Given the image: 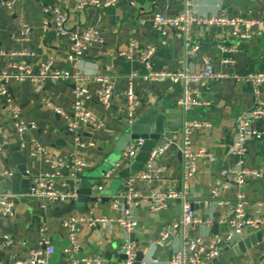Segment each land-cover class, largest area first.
<instances>
[{"label": "crops", "instance_id": "0c3cea01", "mask_svg": "<svg viewBox=\"0 0 264 264\" xmlns=\"http://www.w3.org/2000/svg\"><path fill=\"white\" fill-rule=\"evenodd\" d=\"M133 1L135 5L121 0L105 9L89 7L82 11L77 9L75 0H24L12 10L0 6V72H9L12 63L19 61L33 74H39L42 65L50 59H53L55 69H75L70 41L55 31L56 14L53 10L57 9L66 14V27L70 31L99 27V42L88 48L76 70L90 76L108 77L113 87V98L106 108L99 101L101 84L91 82L88 85L91 100L86 103V108L104 121V128L96 130L89 125L81 126L78 135L96 143V148L83 151L78 148L76 136L69 131L65 118L55 111L61 109L65 114L72 113L75 98L71 84L49 80L42 84L30 81H10L7 84L14 104L21 110L22 119L38 126V129L25 134L23 153L28 158L29 173L33 178L44 173H54L59 160L78 158L88 164L82 179L94 184L104 180L101 173L106 170L107 158L116 153L120 138L130 128L125 93L133 74H137L133 80L138 100L136 119L143 117L151 105L160 101L170 110H182L179 106V87L145 79L147 70L141 62V55L148 48L154 47L156 53L152 61V72H177L185 68L197 70L204 57L211 58L217 73L227 75L226 78L199 87L201 96L209 106L196 108L186 117L188 121L210 124L209 127L193 132V149L207 150L215 158L213 162L200 161L198 172L191 181V188L198 194V201L209 202L196 204L197 219L202 223L193 229L192 236L209 240L223 231L218 221L220 217L228 215L229 210L226 206L215 205L216 200L211 196L212 189L222 184L228 187L221 195L222 200L233 202L241 194L248 203V215L263 216L264 139H253L247 143L245 169L257 172L258 176L248 174L244 186L234 181L237 177L233 171L237 169L240 158L233 156L230 150L238 117L253 110L255 106L252 86L245 78L264 72V0H193L196 16L203 21L225 15L230 19L256 23L243 28V31L252 35L249 41L234 40L228 28L194 24L192 33L194 40L201 46V52L193 58L186 57L184 42L178 32L169 31L164 36L153 25L156 14L168 17L181 14L184 9L183 0ZM45 10L50 12L46 13ZM23 24L33 29L27 42L19 40ZM132 42H136L137 46L130 51ZM221 46L232 49V52L222 54ZM204 50V56L199 58ZM223 59L233 60L235 64L225 66L222 64ZM252 125L255 129L264 130V120L255 121ZM181 132L182 129L178 134H165V138L158 143L162 144L166 139L175 140L174 147L158 162L161 179L150 184L136 181L134 187L137 191L149 195L180 189L183 160L178 148ZM18 144L19 135L15 131L9 109L0 100V146L3 148L0 153V186L11 181L5 175L7 171L18 174L12 155V148ZM36 144L46 154L31 157L32 152H36ZM125 152L126 148L120 157ZM125 163L127 166L128 162ZM107 182L109 184L102 187H105L104 191L109 190V193L99 197L89 212L81 209L62 218L55 217L53 213L63 209L69 200H42L20 193L22 196L13 201L14 216L0 219V243L5 236L12 241V245L0 252V263L12 264L30 259L35 251L45 249L42 243L45 238L55 248L50 264H68L64 251L70 243L64 224L71 216L115 218L120 214L113 208L112 201L124 191L122 180L111 178ZM76 188L77 184L68 178L67 172L62 173V177L54 183V189L61 194H71ZM105 198L110 199L109 202H102ZM135 216L139 228L130 235V240L136 245L137 252L144 253L142 264H171L182 244L180 233L169 237L163 246H157L156 243L162 230L178 222L180 216H177V203H172L166 212L155 214L150 210V205L143 202L136 209ZM251 235L245 233L243 240ZM78 240L81 257L100 256L103 264H121V249L128 241V236L114 224L93 229L83 223L78 225ZM110 246L115 247V252L111 254L112 260L108 261L106 256ZM233 264H264V240L248 249Z\"/></svg>", "mask_w": 264, "mask_h": 264}, {"label": "built area", "instance_id": "2783aa9c", "mask_svg": "<svg viewBox=\"0 0 264 264\" xmlns=\"http://www.w3.org/2000/svg\"><path fill=\"white\" fill-rule=\"evenodd\" d=\"M24 0H1L0 6L7 10H12ZM121 0H75L78 10H84L89 7L105 9L115 5ZM135 5L133 0H126ZM184 9L178 16L168 17L164 14H156L153 19L154 29L162 35H167L169 31H176L182 37L185 47V55L187 58L198 56L201 52V46L194 40L192 29L194 24H204L207 26H218L231 30V36L234 40L249 41L252 35L243 31V28H249L252 23L242 19H230L225 15H220L211 20H201L196 16L195 4L193 0H183ZM49 13L50 10H45ZM56 14L55 31L59 36H65L70 41V49L73 55L74 70H59L54 68L53 59L48 60L42 65L39 74H33L24 64L19 61L12 63L9 72H0V100H3L9 109L11 118L14 123L15 131L19 135V144L22 148L25 146V134L38 129L37 124L28 123L21 117V110L14 104L10 95L7 84L10 81L27 82L42 84L44 81L54 83L64 82L73 86L74 105L70 115L65 114L61 109L55 111L63 116L68 123V129L76 136V144L80 150L87 151L96 148L93 141L84 140L79 134L81 126L91 125L94 129L104 128V121L95 114L88 111L86 103L91 100V94L88 85L91 82H98L102 86L99 93V101L104 107H109L113 98V87L110 78L102 76H90L81 73L78 68L84 59L85 53L89 47L99 42L100 29L98 26L87 30H68L66 27L67 16L64 12L53 10ZM33 29L28 26H22V33L19 38L21 42H27L32 36ZM137 46L136 42L130 44V51ZM222 54H229L232 49L221 46ZM156 49L150 47L141 55V62L147 70L145 79L149 82L169 83L179 87L181 97L179 106L184 112L185 122L181 132V144L178 151L182 155V176L180 181V191L172 190L170 192H153L149 195L137 191L134 187L136 181L152 183L161 179V169L158 162L165 154L174 147L175 140L166 139L164 143L157 144L149 155V158L137 177L127 181V190H124L118 197L112 201V206L120 212L119 216L111 217H78L71 216L64 224L69 233V247L64 251V255L68 264H103L104 261L100 256L81 257L80 243L78 240V225L86 223L89 227L96 228L104 225H117L128 236V241L121 249V256L125 258L121 260V264H135L137 258V247L131 242L132 235L138 228L139 222L135 216L136 209L141 203L145 202L150 205V210L155 214L166 212L172 203L180 201L181 215L175 224L160 232L157 246H163L166 240L180 233L182 244L176 252L171 264H208L217 260L221 254L229 248H233L236 244L243 240L245 233H256L264 229V215L261 217H250L247 213L248 203L245 196L238 195L233 202H227L221 199L224 191L228 190L226 184H222L218 188L212 189V199L218 206H226L229 214L219 218L218 225L223 228L220 234L212 236L209 240L201 237H193V229L202 222L197 219V214L192 210V206L199 203L209 204L207 201H198V194L192 190L191 181L198 172V163L202 160L210 162L215 161L213 154L207 150L201 149L194 151L192 135L195 130L209 127L206 122L188 121L186 117L190 115L196 108L208 107L209 103L203 99L199 92V87L226 78V74L217 73L213 67L211 58H202L201 65L197 70L185 68L177 72H152V61L155 56ZM25 54V53H24ZM23 54H15V56ZM222 64L234 65L233 60L223 59ZM137 74L130 77L127 90L125 93V108L128 116V123L133 124L136 108L138 106L137 96L134 91L133 80ZM253 89L255 96V106L253 110L240 115L236 121V131L233 146L230 153L238 156L240 161L237 169L233 171L237 178L235 182L239 186H244L246 176L252 174L258 176L255 171L245 169L246 157L248 155L247 143L250 140L264 139V130L255 129L252 125L255 121L264 120V72L248 75L245 78ZM49 107H53L49 105ZM165 138V136L163 137ZM145 144L144 139L133 140L126 148L123 158L127 162H132L138 155L140 148ZM3 151L0 146V153ZM46 154L45 150L36 144V152H32L31 157H37ZM88 168V164L84 160L78 158H68L59 160L56 164L54 173H44L33 178L35 187L32 188V194L29 196L42 200L67 201L70 199L77 200L76 190L71 194H61L54 189V183L57 178L62 177V173L67 172L68 178L79 186L84 173ZM8 179H13L15 174L12 171L5 173ZM22 195H14L6 193L0 195V219L14 216L13 201ZM44 250L35 251L31 258L26 261H16L12 264H50L51 258L55 254L54 246L45 238H43ZM12 245V241L5 236L3 242L0 243V252ZM3 264V263H0Z\"/></svg>", "mask_w": 264, "mask_h": 264}, {"label": "water", "instance_id": "95a60500", "mask_svg": "<svg viewBox=\"0 0 264 264\" xmlns=\"http://www.w3.org/2000/svg\"><path fill=\"white\" fill-rule=\"evenodd\" d=\"M205 50L199 56L202 58L205 54ZM185 115L182 110L174 111L170 110L163 101L157 102L154 105H151L146 114L134 120L133 124L130 125L129 130L120 138L119 148L116 153L107 158L106 170L101 173L102 178L97 183H90L86 179H82L77 190L78 199H70L67 205L59 210L58 212L53 213L55 217H65L72 215L75 211H80L84 209L86 212H89L93 205L99 201L104 193H109L104 191L102 186H106L109 183L111 178H118L122 180L124 187L122 190H127V181L131 178H135L144 168L150 153L154 147L160 142L165 134H178L184 126ZM90 127H92L90 125ZM93 128V127H92ZM144 139L145 144L140 148V151L137 157L132 161L128 162L127 166L125 165V160L122 154L125 148L133 140ZM12 155L17 166L18 174L16 173L13 179L5 185L0 186V195L5 193H11L18 195L23 193L25 195L32 194V188L35 187L33 176L28 171V158L23 153V148L20 144L15 145L12 148ZM181 155V154H180ZM182 157V155H181ZM86 177V174H85ZM180 189L178 190V192ZM107 199V200H105ZM102 199V202H109L110 199ZM62 202V201H58ZM177 216L181 215L180 201L177 202ZM90 204V208L86 205ZM197 206L193 205L192 210L195 211ZM94 217V216H93ZM95 229V228H93ZM217 229V226H216ZM264 240V229L253 233L250 237L238 242L233 248L226 249L221 256L208 264H233L238 259L247 252L248 249L252 248ZM109 253L107 254L108 261H111V254L115 252V247H109ZM125 257L121 256V260ZM144 253L137 252V258L135 264H142L144 261Z\"/></svg>", "mask_w": 264, "mask_h": 264}]
</instances>
